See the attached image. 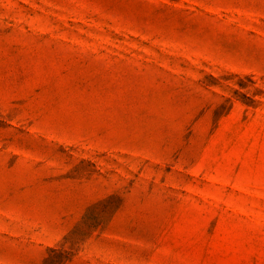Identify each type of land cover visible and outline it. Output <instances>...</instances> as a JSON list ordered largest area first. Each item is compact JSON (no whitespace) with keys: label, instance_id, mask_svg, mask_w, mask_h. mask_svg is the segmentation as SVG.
Listing matches in <instances>:
<instances>
[{"label":"rangeland","instance_id":"1","mask_svg":"<svg viewBox=\"0 0 264 264\" xmlns=\"http://www.w3.org/2000/svg\"><path fill=\"white\" fill-rule=\"evenodd\" d=\"M0 264H264V0H0Z\"/></svg>","mask_w":264,"mask_h":264}]
</instances>
